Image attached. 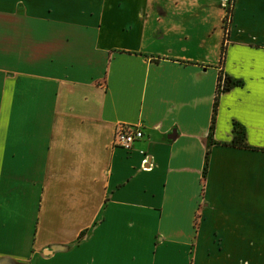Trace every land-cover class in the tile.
Here are the masks:
<instances>
[{
  "label": "crops",
  "instance_id": "obj_1",
  "mask_svg": "<svg viewBox=\"0 0 264 264\" xmlns=\"http://www.w3.org/2000/svg\"><path fill=\"white\" fill-rule=\"evenodd\" d=\"M0 264H264V0H0Z\"/></svg>",
  "mask_w": 264,
  "mask_h": 264
},
{
  "label": "built area",
  "instance_id": "obj_2",
  "mask_svg": "<svg viewBox=\"0 0 264 264\" xmlns=\"http://www.w3.org/2000/svg\"><path fill=\"white\" fill-rule=\"evenodd\" d=\"M144 138V131L140 126H132L121 124L116 127L114 135V147H120L126 150H131L135 142ZM148 159L143 160V166L145 169L148 167Z\"/></svg>",
  "mask_w": 264,
  "mask_h": 264
},
{
  "label": "trees",
  "instance_id": "obj_3",
  "mask_svg": "<svg viewBox=\"0 0 264 264\" xmlns=\"http://www.w3.org/2000/svg\"><path fill=\"white\" fill-rule=\"evenodd\" d=\"M224 51H225V46L223 48V53H224ZM223 80H224L223 76H220V85H219L218 93H217V96H216L214 116H216V113H217V108H218V103H219V96H220L221 91L223 89L228 90V89L231 88V85L229 83L232 82V81H230V79L227 78L226 81L228 82L229 85L227 83H225L226 85H223ZM232 85L233 86H239V85H241V82H232ZM235 132H236V140H240V141L244 142L245 141V133H244V131L241 128L236 126Z\"/></svg>",
  "mask_w": 264,
  "mask_h": 264
},
{
  "label": "rangeland",
  "instance_id": "obj_4",
  "mask_svg": "<svg viewBox=\"0 0 264 264\" xmlns=\"http://www.w3.org/2000/svg\"><path fill=\"white\" fill-rule=\"evenodd\" d=\"M234 1V0H233ZM231 7V6H230ZM230 17H231V9L229 10V16L227 17L228 18V20H226L225 21V25H224V33H225V41H224V46H225V50H226V46H227V35H228V31H229V27H230ZM222 46L220 45V49H219V51H220V55H221V52H222V48H221ZM224 55H225V51H224V53H223V58H224ZM224 83H227L228 84V82L226 81V79H225V82ZM226 85V84H225Z\"/></svg>",
  "mask_w": 264,
  "mask_h": 264
}]
</instances>
